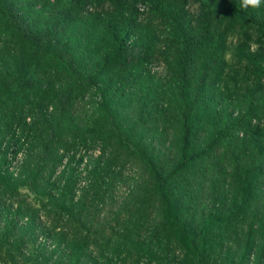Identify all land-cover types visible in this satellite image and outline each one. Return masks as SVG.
I'll list each match as a JSON object with an SVG mask.
<instances>
[{
	"label": "trees",
	"instance_id": "1",
	"mask_svg": "<svg viewBox=\"0 0 264 264\" xmlns=\"http://www.w3.org/2000/svg\"><path fill=\"white\" fill-rule=\"evenodd\" d=\"M0 60L13 66L0 77V248L43 235L52 249L41 246L32 264H264V4L0 0ZM159 68L169 102L151 117L132 100L135 89L153 96ZM170 109L165 161L150 133ZM32 142L37 151L12 173ZM95 146L79 184L76 168ZM131 159L149 174L144 194L104 236L108 172L139 165ZM23 185L40 207L15 199ZM41 214L62 230L39 224Z\"/></svg>",
	"mask_w": 264,
	"mask_h": 264
},
{
	"label": "rangeland",
	"instance_id": "2",
	"mask_svg": "<svg viewBox=\"0 0 264 264\" xmlns=\"http://www.w3.org/2000/svg\"><path fill=\"white\" fill-rule=\"evenodd\" d=\"M64 4L67 3V0H62ZM22 54H20L21 56ZM227 59L230 61L232 59V53L229 52ZM13 66H10L9 62H6L3 60H0V77H3L6 75L8 71H12ZM169 75L168 73L164 72L161 68L157 69L154 72V78L151 82L147 83V88L151 86V89L154 91L153 96H148L144 98V95L142 92L137 91L136 94H134L137 97H140L139 99H133L132 100V108L136 109L139 104L144 105L146 107L147 112H152V116H155L157 113V109L160 107V104L169 102L165 97L168 95L167 91V82H168ZM90 96L88 95L84 101L81 103H78L75 106V110L77 115L82 118L88 111L89 108L87 107L86 103L89 101ZM259 109L263 107L258 112L259 116H264V103H259ZM173 110V109H172ZM174 116V113L170 110L166 111L165 113V119H159L158 122L153 124L152 129L154 130L153 133H150L151 136H153L154 139V146L156 148V151H161L163 154V159L165 161H168L171 157V151L174 150L173 146V136L175 134L174 127H173V121L172 117ZM164 127L165 130L161 131V128L158 129V127ZM261 127H264V118L261 121L260 124ZM32 146L30 147V144L28 146L25 145L21 154L18 155L17 158V164L14 165L10 171L12 173H19V169L21 166V163H18L20 161H25V159H28V157L25 158V153L28 150L32 149V153L34 154L38 149V144L36 142H32ZM172 147V148H171ZM100 147L95 146L92 147L86 154L82 152L81 154H84L85 160L83 163L79 166V168H76V174H80V182L79 184H82L83 181L81 178L85 177V174L83 173V166L84 164L89 161L91 158H96L99 155ZM28 153V152H27ZM135 159V158H134ZM134 159H131L134 163H139L138 161H134ZM20 160V161H19ZM139 163L133 164L132 167H120L119 169H116V174H111L112 168H110L108 175H110L112 179V186L109 190V198L105 206L100 208L99 211V217L102 221L103 218L106 219V231L102 234L104 236L109 235V231L112 227L116 226V214L118 213V216L121 218H126L128 215L133 213L134 209V201L138 196H142L144 194V181H148L147 178H149V174L147 173L144 166ZM64 167L66 165V160L63 163ZM113 167V165H111ZM114 169V168H113ZM61 171L57 170L56 175L59 174ZM144 183V184H143ZM206 194L209 192L210 187L206 186ZM16 200L21 202L23 205H34L36 208L40 207V204L38 202V198L35 197L34 193L29 190L27 187L19 186L18 190L16 191ZM209 196V195H208ZM210 197V196H209ZM209 197L204 196L200 198L201 204H207V200H209ZM15 200V201H16ZM15 204V203H13ZM16 206V205H15ZM122 207V208H121ZM48 215V214H47ZM42 225H45L48 227H57L58 230H62V225L58 224L55 221V218L51 216H45L41 214L40 220ZM25 221L19 220L18 224H23ZM0 227H2V224L0 223ZM94 233L91 234V236L87 239L88 245L87 250L88 252H91L93 256H97L99 253V250L95 246V242L93 240ZM103 236V237H104ZM28 241V239L26 240ZM86 242V243H87ZM53 241L50 239L45 238L43 235H37L35 242H25L24 246L21 249L17 248V245L15 241H10L6 245H4L2 248H0V264H32L31 259L35 256V252L40 251V247L45 245L48 251L52 249ZM63 249L64 245L62 246ZM47 257V256H45ZM132 258V257H131ZM129 258V259H131ZM118 264H122L119 262ZM143 264V263H141Z\"/></svg>",
	"mask_w": 264,
	"mask_h": 264
},
{
	"label": "clouds",
	"instance_id": "3",
	"mask_svg": "<svg viewBox=\"0 0 264 264\" xmlns=\"http://www.w3.org/2000/svg\"><path fill=\"white\" fill-rule=\"evenodd\" d=\"M262 4H264V0H241V7L244 10H247L249 8L260 9Z\"/></svg>",
	"mask_w": 264,
	"mask_h": 264
}]
</instances>
